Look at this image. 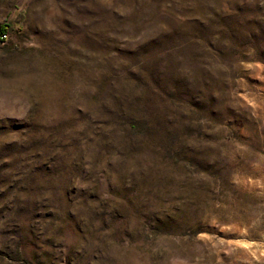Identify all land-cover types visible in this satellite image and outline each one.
<instances>
[{"label": "rangeland", "instance_id": "obj_1", "mask_svg": "<svg viewBox=\"0 0 264 264\" xmlns=\"http://www.w3.org/2000/svg\"><path fill=\"white\" fill-rule=\"evenodd\" d=\"M1 31L0 264H264V0H0Z\"/></svg>", "mask_w": 264, "mask_h": 264}, {"label": "built area", "instance_id": "obj_2", "mask_svg": "<svg viewBox=\"0 0 264 264\" xmlns=\"http://www.w3.org/2000/svg\"><path fill=\"white\" fill-rule=\"evenodd\" d=\"M0 38H1V40L4 41L7 38V35L6 34H2Z\"/></svg>", "mask_w": 264, "mask_h": 264}, {"label": "trees", "instance_id": "obj_3", "mask_svg": "<svg viewBox=\"0 0 264 264\" xmlns=\"http://www.w3.org/2000/svg\"><path fill=\"white\" fill-rule=\"evenodd\" d=\"M2 34H4V33H2V31L0 32V35H2Z\"/></svg>", "mask_w": 264, "mask_h": 264}]
</instances>
